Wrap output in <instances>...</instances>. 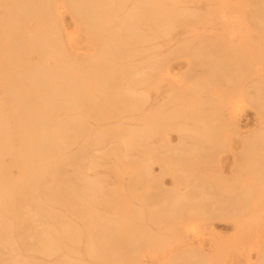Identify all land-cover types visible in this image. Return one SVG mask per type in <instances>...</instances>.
<instances>
[{
  "label": "bare ground",
  "instance_id": "1",
  "mask_svg": "<svg viewBox=\"0 0 264 264\" xmlns=\"http://www.w3.org/2000/svg\"><path fill=\"white\" fill-rule=\"evenodd\" d=\"M0 264H264V0H0Z\"/></svg>",
  "mask_w": 264,
  "mask_h": 264
},
{
  "label": "rangeland",
  "instance_id": "2",
  "mask_svg": "<svg viewBox=\"0 0 264 264\" xmlns=\"http://www.w3.org/2000/svg\"><path fill=\"white\" fill-rule=\"evenodd\" d=\"M254 120H255V116H254L253 111L245 112L240 119L241 125H243V127H244L243 131L246 132L248 130L253 129L255 127V121ZM216 232H218L221 235H226L228 230L225 226L218 225L216 228Z\"/></svg>",
  "mask_w": 264,
  "mask_h": 264
}]
</instances>
